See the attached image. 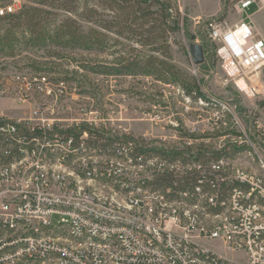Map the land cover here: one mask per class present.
Masks as SVG:
<instances>
[{"label":"built area","instance_id":"obj_1","mask_svg":"<svg viewBox=\"0 0 264 264\" xmlns=\"http://www.w3.org/2000/svg\"><path fill=\"white\" fill-rule=\"evenodd\" d=\"M17 3L0 16L17 13ZM253 4L242 2L241 17ZM206 26L228 79L254 96L248 76L264 67V39L253 22ZM17 80L54 105L34 106L26 117L0 115V264H264L261 127L239 143L233 134L184 135L182 157L171 161L88 110L61 112L58 100L75 94L66 80ZM221 137L233 143L204 150ZM235 147L247 167L216 157Z\"/></svg>","mask_w":264,"mask_h":264},{"label":"rangeland","instance_id":"obj_2","mask_svg":"<svg viewBox=\"0 0 264 264\" xmlns=\"http://www.w3.org/2000/svg\"><path fill=\"white\" fill-rule=\"evenodd\" d=\"M15 1L19 2L16 4L19 12L25 6H35L36 0H0V8ZM171 1L179 9L181 18L179 30L169 32L167 38L170 63L183 76L177 84H165L146 74L107 75L106 68L115 66L122 55L136 54L143 58L149 54L148 48L114 33L102 31L108 36V45L103 48L73 47L53 39L44 46H33L28 43V33L16 29L9 45L4 50L0 47V115L26 117L34 106L54 105V98L33 90L26 92L17 80L19 76L41 74L52 82L66 80L75 90L73 96L58 100L61 112H67L66 108L70 107L74 116L83 117L84 111L88 110L93 113L92 118L108 119L110 130L115 125L121 126L132 138H146L144 149L147 150L177 152V149L186 148L181 137L190 134L205 137L233 134L239 143L243 142L245 134L249 137L255 134L258 126L264 130V67L248 76L251 79V83L247 82L249 87L258 90L254 96L238 89L223 71L216 53L217 46L210 40L206 26L213 20L227 21L230 25L238 23L241 19L238 6L246 0ZM255 3L244 11L242 19L249 21L252 16L257 36L264 39V21H260L264 0H255ZM107 4V0L60 2L66 8H76L80 14L91 8L97 9L103 20H112L114 14L108 11ZM258 8L261 11L256 14ZM49 11L53 13L48 21L51 34L66 18L79 21L84 30L91 26L64 10ZM8 25L0 23V29H6ZM191 43L204 46V64L194 66L189 50ZM193 79L198 82L200 93L192 88ZM183 87L192 91L191 96ZM199 94L204 100H194ZM232 143L230 138L221 137L216 143L210 142L204 150H224ZM227 157L234 160L236 166H248V160L242 154L234 155L233 151ZM58 220L55 217L53 222ZM209 246L224 253L218 243Z\"/></svg>","mask_w":264,"mask_h":264},{"label":"trees","instance_id":"obj_3","mask_svg":"<svg viewBox=\"0 0 264 264\" xmlns=\"http://www.w3.org/2000/svg\"><path fill=\"white\" fill-rule=\"evenodd\" d=\"M65 0H36L35 6H25L15 14L0 16V23H8V28L0 29V47L4 50L14 36L16 29H24L29 35L28 43L33 46H44L53 39L73 47L103 48L108 45V36L102 31L114 33L119 37L132 40L143 48L149 49V54L143 58L137 56H123L115 65L106 68L107 75L124 76L127 74H146L156 77L165 84H177L182 80V73L170 63V44L167 40L169 32L179 30L181 22L179 9L171 0H107L108 11L114 14L112 20H103L97 9L91 8L80 14L76 8H66L60 5ZM76 1V0H75ZM101 1V0H100ZM50 9H61L78 16L91 26L84 30L79 21L66 18L56 31L51 34L48 23L53 15ZM139 31V32H138ZM4 32L2 35L1 33ZM131 35V36H130ZM204 47V46H203ZM193 87L199 92L198 82L192 80ZM184 88V87H183ZM188 96L192 91L184 88ZM200 93V92H199ZM204 100L202 94L194 98ZM157 155L174 161L182 157L179 152L167 153L165 150H151ZM234 150V155L240 153ZM231 156L217 154V158ZM169 183L170 177H162ZM159 187L158 181L154 183ZM177 189L185 190L187 185L179 181Z\"/></svg>","mask_w":264,"mask_h":264},{"label":"water","instance_id":"obj_4","mask_svg":"<svg viewBox=\"0 0 264 264\" xmlns=\"http://www.w3.org/2000/svg\"><path fill=\"white\" fill-rule=\"evenodd\" d=\"M189 50L194 66H199L205 63V50L203 45L191 43Z\"/></svg>","mask_w":264,"mask_h":264},{"label":"crops","instance_id":"obj_5","mask_svg":"<svg viewBox=\"0 0 264 264\" xmlns=\"http://www.w3.org/2000/svg\"><path fill=\"white\" fill-rule=\"evenodd\" d=\"M255 4H256V3H255ZM241 5H242V2H241L240 5L238 6V8H240ZM251 6H252V5H251ZM251 6H250V7H251ZM250 7H249V8H250ZM247 10H248V9H247ZM244 11H245V10H244ZM260 11H261V9L258 8V12H257L256 14L260 13ZM256 14H255V15H256ZM251 17H252V16L249 17V21L251 20L252 22H254L253 19H252ZM241 19H242V17H241ZM242 20H243V19H242ZM249 21H247V22H249ZM260 21L263 23V21H264V13H261V14H260ZM260 26H261V25H260Z\"/></svg>","mask_w":264,"mask_h":264},{"label":"bare ground","instance_id":"obj_6","mask_svg":"<svg viewBox=\"0 0 264 264\" xmlns=\"http://www.w3.org/2000/svg\"><path fill=\"white\" fill-rule=\"evenodd\" d=\"M241 86L244 88V87H247L246 83L242 82L241 83Z\"/></svg>","mask_w":264,"mask_h":264}]
</instances>
